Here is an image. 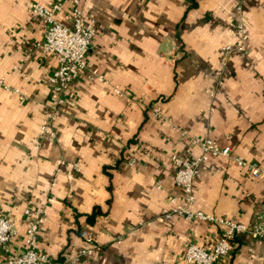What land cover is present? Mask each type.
Segmentation results:
<instances>
[{
	"label": "crops",
	"instance_id": "obj_1",
	"mask_svg": "<svg viewBox=\"0 0 264 264\" xmlns=\"http://www.w3.org/2000/svg\"><path fill=\"white\" fill-rule=\"evenodd\" d=\"M53 1L0 0V215L22 235L25 210H38L37 247L50 264L92 242L69 264H188L187 246L212 247L224 227L165 218L183 198L171 156H197L192 140L208 138L232 155L202 164L192 208L248 228L217 264H264V237L252 232L264 175L234 160L264 171V0H82L98 31L50 138L40 128L58 60L39 50L29 4ZM238 5L248 42L223 67L222 48L239 38ZM58 18L71 24L70 4ZM22 249L20 236L11 252Z\"/></svg>",
	"mask_w": 264,
	"mask_h": 264
},
{
	"label": "built area",
	"instance_id": "obj_2",
	"mask_svg": "<svg viewBox=\"0 0 264 264\" xmlns=\"http://www.w3.org/2000/svg\"><path fill=\"white\" fill-rule=\"evenodd\" d=\"M67 4H70V25L58 18ZM29 10L32 19L39 22L43 28V41L37 45L39 50L46 55H57L58 66L48 77L51 98L48 104L47 120L40 128L41 137L55 138L58 112L65 103L67 91L79 75L87 69V55L98 31L97 22L84 19L82 0H54L51 5L34 2L29 4ZM238 11L241 13V18L236 25L239 35L238 42L222 48L221 64L223 67L228 65L234 53L243 51L248 42L246 24L242 16V5H238ZM5 87L10 90L7 86ZM14 91L19 92L18 89H14ZM155 115H161L159 108L155 109ZM192 142L201 148L199 155L187 157L174 154L171 156L175 167L174 180L182 190L183 198L182 201L176 197L172 199V209L165 218L181 216L187 220L196 219L222 225L224 230L212 247L207 248L191 243L185 250V260L188 264H217L220 258L232 252L236 234L247 232L248 228L242 223L195 211L192 208L196 199L194 185L200 175L203 163L211 157H230L232 148L221 146L208 138H195ZM234 160L238 166L247 168L255 178L264 175V171L257 164L247 163L241 156L235 157ZM23 227L24 234L21 235L20 229L9 218L0 215V264H50L51 258L47 254L41 253L37 247L40 212L27 208ZM252 232L257 237H264V208ZM20 236L23 240V249L18 254H12L11 246ZM89 238L90 242L94 241L91 237ZM92 244L93 246L89 249L81 250L78 256L69 257L68 263L66 261L61 264L75 263L80 256L91 254L96 247L95 242Z\"/></svg>",
	"mask_w": 264,
	"mask_h": 264
}]
</instances>
